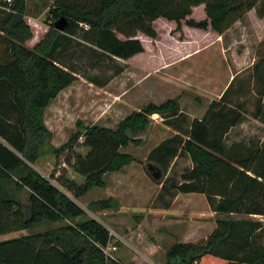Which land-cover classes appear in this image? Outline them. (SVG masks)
<instances>
[{"label": "trees", "instance_id": "trees-1", "mask_svg": "<svg viewBox=\"0 0 264 264\" xmlns=\"http://www.w3.org/2000/svg\"><path fill=\"white\" fill-rule=\"evenodd\" d=\"M201 6L206 19H191ZM253 10L263 19L264 0H54L47 20L50 33L29 49L26 42L33 36L24 20L27 0H0V32L5 34L1 43L6 45L0 55V236L66 223L0 242V264L112 262L104 252L113 239L109 230L62 190L71 186L68 180L57 179L56 172L49 179L34 165L45 153L60 158L84 137L90 152L73 165L76 174L85 178L73 194L81 198L94 188H106L107 174L122 172L134 162L122 151L141 144L137 136L147 131L153 115L170 120L182 114L176 100L152 103L115 129L82 127L83 133L66 145L46 151L52 134L44 114L77 80L59 65V58L73 46L89 45L103 56L128 61L145 52L140 34L158 38L155 22L159 19L175 23V31H181L185 22L189 28L212 30L223 37ZM62 18L68 23L59 31L56 23ZM252 73L257 85L252 117L264 125V56L256 60ZM233 81L220 100L211 102L203 119L191 122L187 138L174 137L150 156L154 169L166 175L170 168L166 160L178 156L176 145H180L193 166L176 190L204 195L220 217L205 242L173 245L167 252L168 264L202 260L201 264H264V224L234 217L264 216V145L227 146L228 135L247 114L243 96L232 91ZM107 207V201L92 205L98 210Z\"/></svg>", "mask_w": 264, "mask_h": 264}, {"label": "rangeland", "instance_id": "rangeland-1", "mask_svg": "<svg viewBox=\"0 0 264 264\" xmlns=\"http://www.w3.org/2000/svg\"><path fill=\"white\" fill-rule=\"evenodd\" d=\"M53 3L54 0H27L24 20L33 36L26 42L27 48L34 49L50 33L47 20ZM190 18L206 19L205 7L194 9ZM176 27L173 22L157 20L158 38L152 40L140 34L145 52L128 61L103 56L89 45L73 46L58 61L77 80L59 94L44 114L52 134L46 151L63 147L74 135L83 133L82 127L115 129L128 116L152 103L163 105L176 100L182 111L170 120L153 115L147 131L137 136L141 144H131L122 151L134 162L122 172L107 174L106 188H94L81 198L73 194L84 185L85 178L76 174L73 165L90 152L84 137L75 148L63 151L60 158L45 153L34 165L49 179L56 172L57 179L68 180L71 186L62 190L109 230L113 237L107 251L113 257L109 264H168L167 252L173 245L205 242L217 228L220 217L211 210L204 195L181 194L175 188L193 166L182 147L176 145L178 156L166 160L170 168L159 181L153 176L150 156L174 137L187 138L191 122L203 119L211 100L225 90L232 78V91L238 90L243 96L247 114L241 130L228 135L227 146L241 142L254 147L264 145V127L253 122L257 85L252 69H248L255 59L264 56V18H259L256 10L251 11L225 38L212 30L189 28L185 22L181 31H175ZM4 35L0 32V55L6 46L1 43ZM234 152L238 154L240 150ZM22 199L26 201V196ZM102 201H107V208H92ZM234 217L264 224V216ZM65 224L0 236V242Z\"/></svg>", "mask_w": 264, "mask_h": 264}, {"label": "water", "instance_id": "water-1", "mask_svg": "<svg viewBox=\"0 0 264 264\" xmlns=\"http://www.w3.org/2000/svg\"><path fill=\"white\" fill-rule=\"evenodd\" d=\"M67 23L68 22L66 19H64V18L60 19L56 23L57 30L63 31L65 29V27L67 26ZM150 169L152 170V168H150ZM153 176L158 181L165 177L164 172L161 169L158 168L155 170L154 167H153Z\"/></svg>", "mask_w": 264, "mask_h": 264}, {"label": "crops", "instance_id": "crops-1", "mask_svg": "<svg viewBox=\"0 0 264 264\" xmlns=\"http://www.w3.org/2000/svg\"><path fill=\"white\" fill-rule=\"evenodd\" d=\"M235 26H236V25H235ZM231 30H232V29H231ZM231 30H230V31H231ZM230 31H229V32H230ZM229 32H228V33H229ZM228 33H227V34H228ZM227 34H226V35H227ZM226 35L223 36V38H225ZM218 36H219V35H218ZM219 37H220V36H219ZM256 60H257V59H255V61H254V62L252 63V65H251V67H249L248 69H250V68L252 69V67L254 66ZM232 80H233V78H232L231 81L225 86V90H224L221 94L217 95V96H216V97H217L216 99H212L211 102H212V101H217V100H220V99H221L222 95L225 93V91L229 88L230 84L232 83ZM241 100H242V99H241ZM206 112H207V111H206ZM205 114H206V113H205ZM205 114H204V115H205ZM253 122H254L255 124H258V125H261V126L264 127V125H263L262 123H260L259 121L255 120V119H253ZM242 126H244V124H241L239 127L235 128V129H233V130L240 129V128H242ZM233 130L231 131V133L233 132ZM240 130H241V129H240ZM189 195H193V194H189ZM198 195H200V194H198ZM166 224H167V223H166Z\"/></svg>", "mask_w": 264, "mask_h": 264}, {"label": "built area", "instance_id": "built-area-1", "mask_svg": "<svg viewBox=\"0 0 264 264\" xmlns=\"http://www.w3.org/2000/svg\"><path fill=\"white\" fill-rule=\"evenodd\" d=\"M8 2L11 3V0H8ZM111 236H112V235H111ZM110 249H111V248H107V249L104 250L105 254L107 255V257H108L109 259L113 258V257H111V255H109L110 253L108 254V252H107V251H109ZM113 249L116 250L117 248L114 247ZM111 260H112V259H111Z\"/></svg>", "mask_w": 264, "mask_h": 264}]
</instances>
